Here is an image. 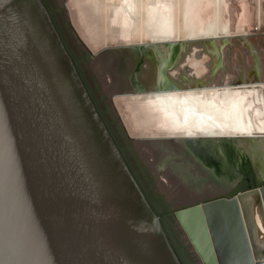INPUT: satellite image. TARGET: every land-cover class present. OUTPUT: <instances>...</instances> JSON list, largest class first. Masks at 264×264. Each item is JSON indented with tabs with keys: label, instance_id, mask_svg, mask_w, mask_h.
I'll return each mask as SVG.
<instances>
[{
	"label": "water",
	"instance_id": "water-1",
	"mask_svg": "<svg viewBox=\"0 0 264 264\" xmlns=\"http://www.w3.org/2000/svg\"><path fill=\"white\" fill-rule=\"evenodd\" d=\"M257 177L177 207L165 196L198 264H264ZM0 264H181L41 0H0Z\"/></svg>",
	"mask_w": 264,
	"mask_h": 264
},
{
	"label": "bare ground",
	"instance_id": "bare-ground-1",
	"mask_svg": "<svg viewBox=\"0 0 264 264\" xmlns=\"http://www.w3.org/2000/svg\"><path fill=\"white\" fill-rule=\"evenodd\" d=\"M114 1L117 5L110 7L112 0H72L73 4H80L77 10L80 9L82 15V19L77 16L80 24L76 22L75 25L78 31L80 29L85 32L84 39L94 47L97 46L94 41L99 38L104 47L117 46L98 53L92 67L98 71L100 83L113 99L115 112L122 117L123 124L135 141L136 149L151 169L162 165L158 158L163 155L166 162L164 171L169 174L164 177L170 180L171 185L161 189H166L173 206L219 195V191L229 185L230 179L225 177L227 153L225 146L219 144V139L231 140L236 147L247 151L255 168L264 173L263 99L258 98V106L251 108L253 97L250 94L253 90L237 79L228 80L220 88L215 87L205 93L195 63L189 68L171 69L173 65L182 66L189 56L194 57L202 49L217 52V41L211 42L217 40V35L207 19H202L200 14L202 20H195V1L136 0L138 6L132 10L134 1L131 0L129 9L132 13L124 5L126 1ZM207 5L205 3L204 6ZM129 14H132L135 23L141 25L143 32L129 22ZM118 22L126 29L122 30L123 25L118 26ZM175 41L183 43L176 54L170 56V48ZM131 52L138 56L137 64L142 59L148 62L140 85H137V79L131 73ZM160 62L164 63V67H160ZM166 63L171 64L168 73ZM163 70L176 84L175 87L165 89L168 84L164 82V87L157 86L162 79L165 80ZM107 72L110 73V80L103 76ZM168 95L173 99L168 100ZM117 96L127 106L131 119L124 117ZM179 103L182 104L179 106ZM172 108L175 111L171 112ZM185 123L203 135L200 141L193 140L194 149L190 142L184 141V134L177 135L179 126ZM162 125L171 129V133L164 130ZM140 135L146 139L151 154L144 152L143 148L146 147L139 141ZM212 138L214 143L203 141H211Z\"/></svg>",
	"mask_w": 264,
	"mask_h": 264
},
{
	"label": "rangeland",
	"instance_id": "rangeland-1",
	"mask_svg": "<svg viewBox=\"0 0 264 264\" xmlns=\"http://www.w3.org/2000/svg\"><path fill=\"white\" fill-rule=\"evenodd\" d=\"M49 1L52 7L58 9V12L56 13L57 20L63 26L64 33L76 54L79 55L83 53H88L83 42L93 52L98 51V49H100V46L104 47V44L102 45V43L100 42L101 38L97 39V41H94L97 45L94 47L90 42L84 39L83 35L86 36L85 32H83V30L81 31L80 29L79 31L77 30V25H75V23L77 22L78 24H80L78 22L79 18L77 16L82 19L80 9L77 10L80 7L79 3L73 4L72 0ZM113 1L114 0H112L113 4H110V7H115L114 5H117L115 1ZM133 1L134 3L132 4V10L136 9V6H138L137 3L135 4L136 0ZM194 1L196 4L195 6L197 7V9L194 11L195 20H200L201 18L207 19L212 29L215 31V34L217 35V52L213 53L208 49H202L196 55L194 54V57L189 56L182 66L175 67L173 65L171 69L180 70L181 68H189L196 64L199 69L198 78L203 81L202 86L204 88H202L205 93L210 92V90L212 91L215 87L220 88L228 80H241L245 84H248L249 87H251V89L253 90L250 94V96L252 95L253 97V104L251 108L258 106V98H262L264 101V0ZM205 3L209 5H207L206 7L204 6ZM66 12L69 13V17L71 18L73 24H70L68 22ZM132 12L133 11H131V13ZM81 13L83 14V11ZM200 14L201 18L199 17ZM130 15L131 19H133L132 14ZM222 37H225L223 43L220 42L219 39ZM97 55L98 53L94 56L93 54H89L88 62L86 64H82V66L90 82L92 83L97 95L99 96L104 108H109V117L113 118L115 120V124L122 129V133L120 136L121 139L127 138L120 124L119 117L116 114L114 107L112 106L113 99L111 98V96H109V93L105 92L104 86L99 82L98 71L93 69L92 67V64L94 63ZM136 61H138V56L135 52H131V73L133 74V77L137 79V85H140L143 78V72H145V70H147L148 68V62L142 59L140 63L137 64ZM99 70L101 69L99 68ZM109 74L110 73L107 72L106 74L104 73L103 76L105 75V77L110 80ZM257 80L258 82H256ZM117 98H119V100L121 101L122 105L120 104L119 107L123 110L124 117L127 120L131 119L132 115L130 116L129 110L128 108H126L127 106H124V102L122 101L120 96H117ZM212 118L214 119L215 117L212 116ZM143 140V145H145L146 147L143 148L144 152L146 154H151V150L148 149L149 147L147 148V145L145 143L146 139L144 137ZM130 144L131 149L133 151V155H135L136 158L144 165V161L141 160L138 156V152L134 149L132 141L130 142ZM146 169L150 173L148 168ZM159 169L160 168H158V170ZM165 174L167 175L164 169H160L157 174H153L151 177L153 186L156 191L163 197H168V192L166 191V189H161V187H167L168 185H171L170 180L164 177ZM175 225L176 227H178L176 221ZM181 236L183 240L187 242L186 238L183 236L182 231ZM186 245L188 246L189 250L191 251L198 263L196 255L191 250L192 247L189 244Z\"/></svg>",
	"mask_w": 264,
	"mask_h": 264
},
{
	"label": "trees",
	"instance_id": "trees-1",
	"mask_svg": "<svg viewBox=\"0 0 264 264\" xmlns=\"http://www.w3.org/2000/svg\"><path fill=\"white\" fill-rule=\"evenodd\" d=\"M41 1L49 12L50 17L60 35V38L67 52L71 56L77 68V71L84 82L87 92L95 105L96 110L100 114L107 130L112 136L129 170L131 171L136 182L144 193L150 206L152 207L154 212L159 216L162 227L178 259L180 260L181 264H198L193 254L189 251L188 246L185 244V241L181 238V231L176 228L175 219L169 204L166 202L164 197L154 189L152 178L150 175H148L149 173L147 169L142 165L141 162H137V158L135 155H133L129 140L127 138L120 139L122 129L115 124V120L113 118L107 117L109 113V108L107 107L105 109H102L100 107L101 100L95 97L94 90L92 87H90L89 82L86 78V73L82 66V64H86L88 62L89 53H83L79 55L76 54V52L68 42L67 38L65 37L63 26L57 20L56 13L58 12V9L52 7L49 0ZM112 124L114 126H112ZM258 183L259 182L255 178L254 172L250 164H247L245 168V175L243 177L241 185L244 186V188H247L254 186Z\"/></svg>",
	"mask_w": 264,
	"mask_h": 264
},
{
	"label": "flooded vegetation",
	"instance_id": "flooded-vegetation-1",
	"mask_svg": "<svg viewBox=\"0 0 264 264\" xmlns=\"http://www.w3.org/2000/svg\"><path fill=\"white\" fill-rule=\"evenodd\" d=\"M124 1H126V3L124 4L125 6H127L128 8H127V10H130L131 11V8L129 9V5H130V7H131V0H130V2H129V0H124ZM122 11H125L124 9L122 10ZM129 22L132 24V25H134V26H136L141 32H143V28L142 27H140L141 25H139V24H137V23H135V20L134 19H131V15L129 14ZM127 23V25H128V27L130 28L131 27V24L130 23ZM120 25H123V24H121V23H119L118 22V26H120ZM124 29H126V28H124V25L122 26V30H124ZM128 29V28H127ZM131 29V28H130ZM144 34H146V32H144ZM153 45H154V43H153ZM150 46V45H149ZM153 47V46H152ZM151 47V48H152ZM171 49V55L170 56H173V54H172V47L170 48ZM151 50V49H150ZM157 55V54H156ZM157 57H158V55H157ZM141 61V60H140ZM162 64V65H161ZM161 66H163L164 67V63H162V62H160V67ZM160 67H159V69H158V73H159V70H160ZM170 70V69H169ZM168 69H167V73H168V71H169ZM164 72H166L165 70H163ZM99 78V77H98ZM163 80V79H162ZM160 81L159 83H158V87H164L165 85H164V83H163V81ZM100 82V81H99ZM105 90V89H104ZM106 92V91H105ZM107 93V92H106ZM169 94V93H168ZM110 96V95H109ZM167 99L168 100H171V99H173L172 98V96L171 95H168V97H167ZM182 103H179V104H177V105H181ZM163 105H164V103H163ZM167 105V104H166ZM187 105H189V104H187ZM113 106V105H112ZM165 106V105H164ZM178 106V107H179ZM164 108V107H163ZM193 108V107H192ZM173 111H175V108L173 109L172 108V111L171 112H173ZM147 121H149V120H147ZM170 126V125H169ZM174 126V125H173ZM176 126H178V125H176ZM190 125H186V123L185 124H182V126L180 125L179 126V129L177 130L178 132H177V135H185L186 136V139L184 140V141H186V142H190L191 143V145H192V147H193V144H194V139H197L198 141H200L202 138H203V135H202V133L201 132H198L197 131V129H195L194 127L192 128L191 126L189 127ZM164 130H166L167 132H169V133H171V131H169V130H171V129H169L168 127L166 128L165 127V125L163 126H161ZM181 132V133H180ZM189 132V133H188ZM179 133V134H178ZM139 136V135H138ZM132 138V137H131ZM190 139V140H189ZM229 140V139H228ZM132 141H133V145H134V147H135V149H136V145H135V141L132 139ZM139 141L141 142V143H143V137H141V135H140V137H139ZM203 141H205V142H209V143H214L215 142V140L212 138L211 139V141L210 140H204L203 139ZM220 143V145L222 146V145H224L225 146V150H226V153H227V155H226V158L228 159V164L225 166L226 167V174L227 175H225V177H227L228 179H230V183H229V185H227V186H224V190L223 191H219L220 192V194L219 195H221V194H226L227 192L228 193H230L231 192V194H233L234 192H236V191H238V190H240V189H242V188H244V186H242L241 185V182H242V180H243V177H244V175H245V168H246V166H247V164H250V166H251V168H252V170H253V172H254V175H255V178L257 179V181L258 182H260V179L257 177V175H260L263 179H264V177H263V175H264V173H262L260 170H258L257 168H255L256 169V171H257V173L255 172V170L253 169V165H252V162H251V160H250V158L248 157V156H243V157H240V159L238 160V153H239V151L238 150H240V148L239 147H236L235 145V143L233 142V141H231V140H229V141H226V140H224V141H222V140H218ZM222 143V144H221ZM193 149H194V147H193ZM244 150V149H243ZM136 151L138 152V150L136 149ZM245 151V150H244ZM194 152H195V150H194ZM196 153V152H195ZM138 154L140 155V157H141V154L138 152ZM142 158V157H141ZM143 159V161L146 163V161H145V159L144 158H142ZM161 162H162V165L160 164V166H158L156 169H151L150 168V166L148 165V163H146V165L148 166V168L151 170V172L148 174V175H150V176H152L153 174H157V172L160 170V169H164L165 168V164L164 163H166L165 161H164V157H163V155H161V157H159L158 158ZM159 161V162H160ZM239 161V162H238ZM137 162H140L138 159H137ZM143 165V164H142ZM145 168H146V166L145 165H143ZM158 168H160L159 170H158ZM167 175H169V174H167ZM152 178V177H151ZM153 183V182H152ZM155 189V188H154ZM156 190V189H155ZM215 196H217V195H215ZM206 197H212V196H206ZM205 197V198H206ZM214 197V196H213ZM164 199H165V197H164ZM171 201V200H170ZM167 202V201H166ZM168 204H169V202H167ZM169 206H170V204H169ZM170 209H171V206H170ZM171 211H172V209H171ZM178 230H179V228L178 227H176ZM181 234V233H180ZM181 238H182V236H181ZM183 239V238H182ZM190 251V250H189ZM191 252V251H190Z\"/></svg>",
	"mask_w": 264,
	"mask_h": 264
}]
</instances>
